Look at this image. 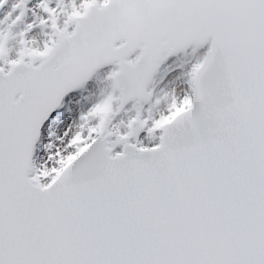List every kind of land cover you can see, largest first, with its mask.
Wrapping results in <instances>:
<instances>
[{
	"label": "snow or ice",
	"instance_id": "6c2138e0",
	"mask_svg": "<svg viewBox=\"0 0 264 264\" xmlns=\"http://www.w3.org/2000/svg\"><path fill=\"white\" fill-rule=\"evenodd\" d=\"M0 264H264V0H0Z\"/></svg>",
	"mask_w": 264,
	"mask_h": 264
}]
</instances>
